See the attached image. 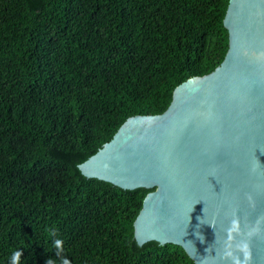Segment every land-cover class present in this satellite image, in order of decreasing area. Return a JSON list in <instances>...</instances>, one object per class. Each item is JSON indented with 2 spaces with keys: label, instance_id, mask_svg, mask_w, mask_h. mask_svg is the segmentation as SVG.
<instances>
[{
  "label": "trees",
  "instance_id": "16d2710c",
  "mask_svg": "<svg viewBox=\"0 0 264 264\" xmlns=\"http://www.w3.org/2000/svg\"><path fill=\"white\" fill-rule=\"evenodd\" d=\"M229 0H0V264H194L134 239L151 190L77 166L228 50ZM61 240L58 252L54 241Z\"/></svg>",
  "mask_w": 264,
  "mask_h": 264
},
{
  "label": "water",
  "instance_id": "95a60500",
  "mask_svg": "<svg viewBox=\"0 0 264 264\" xmlns=\"http://www.w3.org/2000/svg\"><path fill=\"white\" fill-rule=\"evenodd\" d=\"M228 50L175 88L167 110L126 120L77 166L87 179L151 190L139 246L181 247L194 264H264V0H229Z\"/></svg>",
  "mask_w": 264,
  "mask_h": 264
},
{
  "label": "clouds",
  "instance_id": "9594fccd",
  "mask_svg": "<svg viewBox=\"0 0 264 264\" xmlns=\"http://www.w3.org/2000/svg\"><path fill=\"white\" fill-rule=\"evenodd\" d=\"M54 245L57 249V251L59 252L61 250V245H62V241L57 239L54 241ZM22 255V252L20 250H17V251H14L12 254H11V264H20V257ZM46 264H54L53 260L52 259H47L46 260ZM62 264H69V261L65 258L63 261H62Z\"/></svg>",
  "mask_w": 264,
  "mask_h": 264
}]
</instances>
